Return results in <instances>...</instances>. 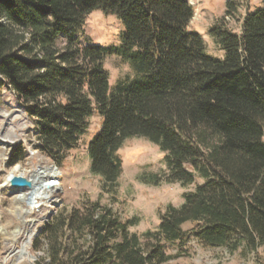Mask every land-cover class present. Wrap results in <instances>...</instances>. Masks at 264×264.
Wrapping results in <instances>:
<instances>
[{"label": "trees", "instance_id": "1", "mask_svg": "<svg viewBox=\"0 0 264 264\" xmlns=\"http://www.w3.org/2000/svg\"><path fill=\"white\" fill-rule=\"evenodd\" d=\"M96 11L121 22L118 46L81 43ZM194 16L191 0H0V82L33 121L38 150L62 166L97 114L101 128L88 155L105 192H117L119 151L135 137L165 154L168 174L141 178L146 184L202 181L142 237L130 231L138 217L123 222L99 202L59 212L36 240L35 249L47 245L41 264H165L173 256L162 242L189 234L232 253L264 249V3L246 14L241 34L223 23L211 29L223 59L188 30ZM60 36L67 38L61 49ZM110 56L133 71L114 89L104 68ZM25 159L17 145L8 165ZM189 222L196 227L187 233Z\"/></svg>", "mask_w": 264, "mask_h": 264}, {"label": "rangeland", "instance_id": "2", "mask_svg": "<svg viewBox=\"0 0 264 264\" xmlns=\"http://www.w3.org/2000/svg\"><path fill=\"white\" fill-rule=\"evenodd\" d=\"M263 3L264 0H191L195 16L188 30L198 33L203 38L208 55L223 59L224 51L211 38V29L217 23H223L229 31L241 34L246 14L262 7ZM227 4L233 6L231 14L227 12ZM123 30L116 16L96 11L88 16L80 40L82 44L85 39L89 40L88 45L91 46H118L122 40ZM66 42L67 38L60 36L56 46L61 49ZM104 68L109 74L111 89L133 77L129 64L117 56L108 57L104 62ZM89 123L87 134L68 154L63 165L59 166L37 149V131L33 121L26 114L16 94L0 82V264H41L40 259L46 257L47 245L44 241L41 242L39 249H35V245L45 225L61 211L69 213L74 208L83 210L87 201L99 202L112 208L123 222L138 217L139 224L130 228V231L142 237L147 231L157 230L160 214L168 205L181 206L184 196L202 184L198 178L195 184L187 187H182L178 183H168L166 180L158 185L143 182L141 178L147 179L150 174L165 177L168 169L165 154L158 146L143 137H135L128 139L119 151L123 173L117 192H105L101 179L90 172L88 155V144L100 130L102 121L95 114ZM20 144L26 150V159L17 164L21 166L18 176L28 175L33 167L39 165L44 167L47 164L55 165L61 173L60 186L55 193L57 205L47 210L46 219L36 215L41 207L35 199L23 202L15 208L13 190L5 184L15 167L8 165L10 152ZM27 223H31L30 230L34 236L29 245L28 255L20 256L18 252L27 243L25 238ZM195 227L196 223L189 222L183 229L188 233ZM142 242H146L145 238H142ZM162 245L165 254L173 256L165 264H264V249L249 254L243 253L242 250L232 253L225 247H207L191 234L182 242L163 241Z\"/></svg>", "mask_w": 264, "mask_h": 264}, {"label": "bare ground", "instance_id": "3", "mask_svg": "<svg viewBox=\"0 0 264 264\" xmlns=\"http://www.w3.org/2000/svg\"><path fill=\"white\" fill-rule=\"evenodd\" d=\"M4 141H6V139ZM20 169H21V166L19 165L13 168L12 173L9 174L7 178V182L5 183L7 186L10 187L9 185L10 178L14 176H18L19 175L18 172L20 171ZM21 176L26 177L28 180L32 182V188H25V189H20V190H14L11 188L14 194V197H13L14 207L17 208V205L23 202H26V201L30 202L31 200L35 199L36 200L35 202L39 204V207H41L40 211L37 212L36 215L38 217L46 219L48 217L47 210L53 209L54 206L57 205L55 193L57 192V189L60 186V182H59L61 178L60 171L55 165L47 164L44 167L39 165V166H35L32 169H30V171L28 172V175H21ZM30 227H31V223H27L26 224L27 232H26V235L24 234L26 236L25 238H26L27 243L18 252V255L20 256L28 255L29 253V245H30L32 236H34L30 230Z\"/></svg>", "mask_w": 264, "mask_h": 264}, {"label": "water", "instance_id": "4", "mask_svg": "<svg viewBox=\"0 0 264 264\" xmlns=\"http://www.w3.org/2000/svg\"><path fill=\"white\" fill-rule=\"evenodd\" d=\"M10 188L20 190L25 188H32V182L23 176H14L9 180Z\"/></svg>", "mask_w": 264, "mask_h": 264}]
</instances>
